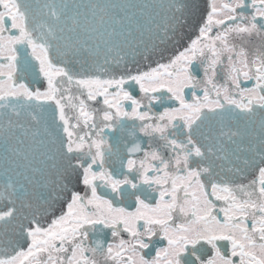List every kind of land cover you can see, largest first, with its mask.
Returning <instances> with one entry per match:
<instances>
[{
	"label": "snow or ice",
	"instance_id": "1",
	"mask_svg": "<svg viewBox=\"0 0 264 264\" xmlns=\"http://www.w3.org/2000/svg\"><path fill=\"white\" fill-rule=\"evenodd\" d=\"M0 264H264V0H0Z\"/></svg>",
	"mask_w": 264,
	"mask_h": 264
}]
</instances>
